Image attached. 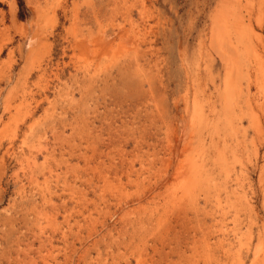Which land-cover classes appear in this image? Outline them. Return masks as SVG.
Returning a JSON list of instances; mask_svg holds the SVG:
<instances>
[{
  "label": "rangeland",
  "instance_id": "rangeland-1",
  "mask_svg": "<svg viewBox=\"0 0 264 264\" xmlns=\"http://www.w3.org/2000/svg\"><path fill=\"white\" fill-rule=\"evenodd\" d=\"M0 264H264V0H0Z\"/></svg>",
  "mask_w": 264,
  "mask_h": 264
},
{
  "label": "trees",
  "instance_id": "trees-1",
  "mask_svg": "<svg viewBox=\"0 0 264 264\" xmlns=\"http://www.w3.org/2000/svg\"><path fill=\"white\" fill-rule=\"evenodd\" d=\"M20 5H21V3H20Z\"/></svg>",
  "mask_w": 264,
  "mask_h": 264
},
{
  "label": "bare ground",
  "instance_id": "bare-ground-1",
  "mask_svg": "<svg viewBox=\"0 0 264 264\" xmlns=\"http://www.w3.org/2000/svg\"><path fill=\"white\" fill-rule=\"evenodd\" d=\"M230 79V78H229Z\"/></svg>",
  "mask_w": 264,
  "mask_h": 264
}]
</instances>
